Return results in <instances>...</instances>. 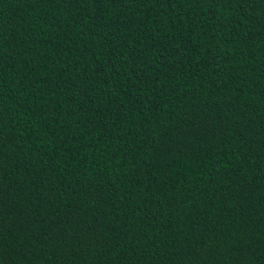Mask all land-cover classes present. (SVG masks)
Masks as SVG:
<instances>
[{
    "label": "trees",
    "instance_id": "1",
    "mask_svg": "<svg viewBox=\"0 0 264 264\" xmlns=\"http://www.w3.org/2000/svg\"><path fill=\"white\" fill-rule=\"evenodd\" d=\"M0 264H264V0H0Z\"/></svg>",
    "mask_w": 264,
    "mask_h": 264
}]
</instances>
